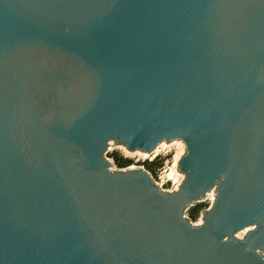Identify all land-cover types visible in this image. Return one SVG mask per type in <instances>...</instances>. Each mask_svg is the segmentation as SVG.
<instances>
[{"label":"water","instance_id":"1","mask_svg":"<svg viewBox=\"0 0 264 264\" xmlns=\"http://www.w3.org/2000/svg\"><path fill=\"white\" fill-rule=\"evenodd\" d=\"M176 134L190 192L99 157L110 135ZM221 172L208 226L190 228L183 200ZM249 220L247 243L221 242ZM256 247L264 0H0V264H264Z\"/></svg>","mask_w":264,"mask_h":264},{"label":"clouds","instance_id":"2","mask_svg":"<svg viewBox=\"0 0 264 264\" xmlns=\"http://www.w3.org/2000/svg\"><path fill=\"white\" fill-rule=\"evenodd\" d=\"M131 139H134V135L127 140L115 135L106 137L99 157L107 165L105 171L108 174L126 175L136 171L143 172L148 177L150 190H155L161 196L173 197L191 191V189H185V185L192 168L182 167V161L191 155L189 142L184 135H162L150 147L138 145L131 148ZM117 157H119V163ZM158 157L163 158L162 166L154 163ZM226 175L221 172L210 186H201V191L194 198L184 199L179 212L180 220L194 230L206 228L207 217L214 211L220 199L221 184L226 179ZM198 205H206V207H201L193 218V210ZM259 227V222L249 220L238 229L224 234L221 242L235 240L247 243L249 235L256 232ZM244 250L253 251L251 244H248ZM254 252L264 260V247H256Z\"/></svg>","mask_w":264,"mask_h":264},{"label":"rangeland","instance_id":"3","mask_svg":"<svg viewBox=\"0 0 264 264\" xmlns=\"http://www.w3.org/2000/svg\"><path fill=\"white\" fill-rule=\"evenodd\" d=\"M157 159H158V160L155 162V164H156L157 166H162L163 158H162V157H158ZM153 174H154V175L156 174V171H155V170L153 171ZM166 186H167V185H166ZM201 207H206V205H198V206H197V209H196V212H195V215L197 214L198 210H199ZM193 218H195V216H193Z\"/></svg>","mask_w":264,"mask_h":264},{"label":"trees","instance_id":"4","mask_svg":"<svg viewBox=\"0 0 264 264\" xmlns=\"http://www.w3.org/2000/svg\"><path fill=\"white\" fill-rule=\"evenodd\" d=\"M117 159H118V163H119V157H117ZM157 160H158V159H157ZM154 163H155V162H154ZM196 209H197V208H196ZM196 209L193 210V213H192L193 216H195Z\"/></svg>","mask_w":264,"mask_h":264}]
</instances>
